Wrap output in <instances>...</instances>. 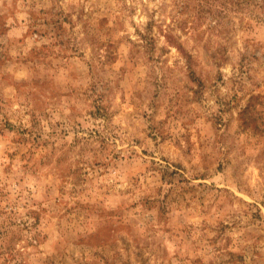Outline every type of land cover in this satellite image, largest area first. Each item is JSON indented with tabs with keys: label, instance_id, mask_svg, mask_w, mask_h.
<instances>
[{
	"label": "rangeland",
	"instance_id": "obj_1",
	"mask_svg": "<svg viewBox=\"0 0 264 264\" xmlns=\"http://www.w3.org/2000/svg\"><path fill=\"white\" fill-rule=\"evenodd\" d=\"M0 264H264V0H0Z\"/></svg>",
	"mask_w": 264,
	"mask_h": 264
}]
</instances>
